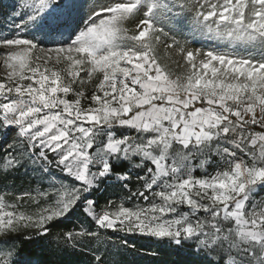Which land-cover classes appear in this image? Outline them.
<instances>
[{
  "label": "snow or ice",
  "instance_id": "6c2138e0",
  "mask_svg": "<svg viewBox=\"0 0 264 264\" xmlns=\"http://www.w3.org/2000/svg\"><path fill=\"white\" fill-rule=\"evenodd\" d=\"M9 16L0 139L16 140L0 173L36 187L0 192V264H101L99 245L136 252L137 236L184 250L163 264H264V0H17ZM185 28L230 50H187L169 36ZM78 211L89 227L53 233Z\"/></svg>",
  "mask_w": 264,
  "mask_h": 264
},
{
  "label": "trees",
  "instance_id": "16d2710c",
  "mask_svg": "<svg viewBox=\"0 0 264 264\" xmlns=\"http://www.w3.org/2000/svg\"><path fill=\"white\" fill-rule=\"evenodd\" d=\"M19 2H23V0H19ZM17 0H0V27L5 29V17H8L10 20L9 13L11 11V6L16 4ZM167 27L165 28V32H167ZM169 36H175L177 40H179L184 46L194 44V43H202V44H217L218 46L222 47L225 50H230L224 45L222 42H215L209 41L204 37L199 35L193 36L188 28H185L183 32L177 33H169ZM161 41L168 42L171 44V40L162 37ZM178 48V46H177ZM6 50L0 49V53H5ZM159 55L161 60L164 64L167 65L169 70L176 75L183 74L182 71L171 68L166 63V56L168 50H162L160 46H158ZM4 76L0 74V79H3ZM11 152V148L5 147L3 142L0 140V163L3 162L5 156ZM197 175H201L199 171L196 172ZM36 187L35 180L33 179V175L26 174L23 168L18 169L12 173L4 175L0 173V192H7L8 195L6 199L9 203H14L15 198L21 195L23 192L31 191V189ZM43 187H46L44 185ZM131 190L134 192L136 191V185H130ZM127 195L126 192L121 191L119 186L112 187L105 193V196L116 201L117 203L120 202L121 197ZM106 200L102 199L100 203H105ZM135 199L132 201L126 202L125 206H133L134 203H137ZM143 203L142 201H139ZM26 208L29 210H34L35 205L28 201L26 204ZM91 220L86 219L81 211L71 216L68 220H65L63 223L57 224L53 229V233L63 232L67 230H71L73 228H78L81 224H84L86 227L91 225ZM28 230H23L20 234L17 235V248H24L25 241L23 236L27 234ZM108 235H112L111 232ZM123 235V234H120ZM115 239V237H114ZM130 243H135L136 252H132L130 250L126 251L121 248H117L111 244L107 245H99L96 250L97 254L103 252L101 257V264H113V262H119V264H163L164 261H173L180 257H183L184 250H180L179 252L172 251L167 245H161L154 240L145 237H133L129 240ZM116 243L118 244L119 241L117 240ZM93 242H89L88 247H92ZM33 245H28L25 252L21 254L22 258H27V250L33 248ZM7 250V249H5ZM151 253H158V255H151ZM73 259L77 262V264H93L94 258L92 255L86 254H77Z\"/></svg>",
  "mask_w": 264,
  "mask_h": 264
},
{
  "label": "rangeland",
  "instance_id": "374dc122",
  "mask_svg": "<svg viewBox=\"0 0 264 264\" xmlns=\"http://www.w3.org/2000/svg\"><path fill=\"white\" fill-rule=\"evenodd\" d=\"M87 2L91 3L93 2V0H87ZM98 2H103V3H109L111 2V0H98ZM84 11H87V9L85 8ZM75 18V16H74ZM142 18V17H137L136 19H133L131 21H129L125 26L131 31L134 32L135 31V26L136 23L138 22V20ZM11 19V18H10ZM15 22H19L18 20ZM5 31V29L3 27H0V32ZM169 44L168 42L164 41V42H160L159 46L162 50L167 49L168 53L167 56L165 58L166 63L168 64V66H170L171 68H175L178 69L180 71H182L183 73H185L188 70V66L184 60V57L178 53V48L177 47H173V48H167L166 45ZM50 46V45H46ZM187 50H193L195 51L196 49H201V50H208L211 48H216L217 50L220 51H227L225 49H223L222 47L218 46L217 44H202V43H194V44H190L185 46ZM4 54L5 53H0V63H2V60L4 58ZM7 69L3 66H0V74L4 76V74L6 73ZM5 147H8L9 144H12L14 140H16V135H15V131L13 130L11 133H9L8 138L6 141L0 139ZM11 152H13V149L11 148ZM13 154H15V152H13ZM200 172V171H199ZM201 173V172H200ZM197 175V174H196ZM199 176V175H198Z\"/></svg>",
  "mask_w": 264,
  "mask_h": 264
}]
</instances>
